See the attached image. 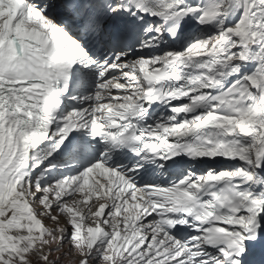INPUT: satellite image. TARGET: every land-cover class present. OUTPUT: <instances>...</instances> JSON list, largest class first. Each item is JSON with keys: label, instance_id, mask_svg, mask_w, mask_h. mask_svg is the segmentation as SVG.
I'll use <instances>...</instances> for the list:
<instances>
[{"label": "snow or ice", "instance_id": "6c2138e0", "mask_svg": "<svg viewBox=\"0 0 264 264\" xmlns=\"http://www.w3.org/2000/svg\"><path fill=\"white\" fill-rule=\"evenodd\" d=\"M69 256L264 264V0H0V264Z\"/></svg>", "mask_w": 264, "mask_h": 264}, {"label": "rangeland", "instance_id": "374dc122", "mask_svg": "<svg viewBox=\"0 0 264 264\" xmlns=\"http://www.w3.org/2000/svg\"><path fill=\"white\" fill-rule=\"evenodd\" d=\"M65 251H66V249H65ZM74 259H75L74 257L69 256L66 259L62 260L60 262V264H71V261L74 260Z\"/></svg>", "mask_w": 264, "mask_h": 264}, {"label": "bare ground", "instance_id": "6f19581e", "mask_svg": "<svg viewBox=\"0 0 264 264\" xmlns=\"http://www.w3.org/2000/svg\"><path fill=\"white\" fill-rule=\"evenodd\" d=\"M236 163H238L237 161H235Z\"/></svg>", "mask_w": 264, "mask_h": 264}]
</instances>
